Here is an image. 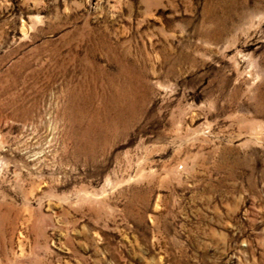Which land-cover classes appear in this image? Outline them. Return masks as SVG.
I'll use <instances>...</instances> for the list:
<instances>
[{"label":"rangeland","instance_id":"374dc122","mask_svg":"<svg viewBox=\"0 0 264 264\" xmlns=\"http://www.w3.org/2000/svg\"><path fill=\"white\" fill-rule=\"evenodd\" d=\"M0 264H264V0H0Z\"/></svg>","mask_w":264,"mask_h":264}]
</instances>
